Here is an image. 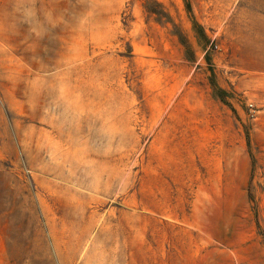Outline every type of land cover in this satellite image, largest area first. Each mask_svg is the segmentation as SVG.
<instances>
[{
  "label": "rangeland",
  "instance_id": "obj_1",
  "mask_svg": "<svg viewBox=\"0 0 264 264\" xmlns=\"http://www.w3.org/2000/svg\"><path fill=\"white\" fill-rule=\"evenodd\" d=\"M11 43L0 264H264V0H100L39 62Z\"/></svg>",
  "mask_w": 264,
  "mask_h": 264
},
{
  "label": "clouds",
  "instance_id": "obj_2",
  "mask_svg": "<svg viewBox=\"0 0 264 264\" xmlns=\"http://www.w3.org/2000/svg\"><path fill=\"white\" fill-rule=\"evenodd\" d=\"M100 0H3L0 2V55L13 54L11 38L22 37L36 61L65 29L78 30Z\"/></svg>",
  "mask_w": 264,
  "mask_h": 264
}]
</instances>
